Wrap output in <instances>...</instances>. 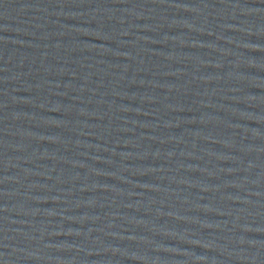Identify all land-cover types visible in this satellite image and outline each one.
Here are the masks:
<instances>
[{
  "label": "water",
  "instance_id": "obj_1",
  "mask_svg": "<svg viewBox=\"0 0 264 264\" xmlns=\"http://www.w3.org/2000/svg\"><path fill=\"white\" fill-rule=\"evenodd\" d=\"M0 264H264V0H0Z\"/></svg>",
  "mask_w": 264,
  "mask_h": 264
}]
</instances>
